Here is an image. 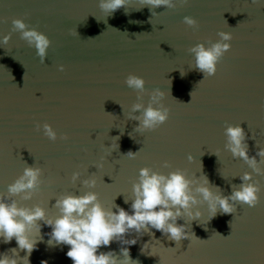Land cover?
I'll return each instance as SVG.
<instances>
[{"label": "water", "instance_id": "obj_1", "mask_svg": "<svg viewBox=\"0 0 264 264\" xmlns=\"http://www.w3.org/2000/svg\"><path fill=\"white\" fill-rule=\"evenodd\" d=\"M99 2L0 0V41L11 32L14 18L24 19L51 41L44 63L18 32H11L7 45L0 44V193L7 192L24 167L34 165L42 169L43 183L32 200L20 204H39L51 219L58 215L52 207L55 198L82 195L89 189L81 181L92 175L97 184L91 191L106 210L115 212L116 205L129 211L131 201L125 204L124 199L132 198V184L145 167L164 175L179 168L189 179L203 174L214 194L212 185L230 195L231 185L241 183L234 177L251 169L224 150L226 126L244 129L250 156L256 145L264 148V0L260 5L251 0H189L175 10L158 8L154 16L147 7L137 10L138 0H127L125 9L108 17ZM185 16L194 18L199 28H187ZM220 31L231 33L230 51L216 74L200 83L203 75L193 69L194 57L187 49L206 40L215 43ZM180 71L187 74L181 77ZM130 73L146 81L147 92L166 94L169 118L155 131L134 132L137 122L127 119L137 102L136 93L123 83ZM142 102L147 106V95ZM44 123L56 131L55 142L42 128L36 130ZM115 137L119 149L111 150L107 146L116 143ZM128 151L138 152L136 158L126 157ZM164 161L171 167H162ZM101 162L102 168L94 167ZM77 171L81 175L73 184L70 177ZM253 177L262 189L254 208L237 204L234 214L218 212L209 220L207 205H197L192 211L202 213L198 221L185 217L177 223H185L189 235L192 231L200 240H183L176 247L155 229L151 236L133 233L126 237L137 238L128 246L131 259L139 264H160V258L165 264H264V177ZM50 232L41 222L43 240L30 264H72L68 246H48ZM32 236L39 239L35 229ZM146 243L155 256L141 252ZM16 247L15 240L0 241V254ZM120 247L114 241L100 251L119 256Z\"/></svg>", "mask_w": 264, "mask_h": 264}, {"label": "clouds", "instance_id": "obj_2", "mask_svg": "<svg viewBox=\"0 0 264 264\" xmlns=\"http://www.w3.org/2000/svg\"><path fill=\"white\" fill-rule=\"evenodd\" d=\"M138 2L140 8L137 10L147 7L151 16H154L157 15L155 10L158 8L175 10L186 6L189 0H138ZM260 2L261 0H251L252 5H260ZM98 7L108 17L121 8L125 9L127 0H100ZM3 22H7V18H4ZM182 23L187 28L194 30L199 28L198 22L189 16H185ZM11 25V32H18L20 39L25 41L28 47L34 48L36 56L41 63H44L48 49L51 47L49 38L35 27L26 24L22 18L12 19ZM11 32L3 37L0 44H8ZM69 35H77V32L70 31ZM217 36L219 39L215 43L206 40L205 43H197L187 49L194 57L193 69L203 75L200 83L216 74L218 63L230 51L229 42L233 39L231 33L220 31ZM205 44L208 46L206 47ZM58 71L63 72L64 66H58ZM186 74L180 71L181 77ZM123 83L136 93L137 102L131 105L127 117L129 121L137 122L134 132H152L166 123L170 110L163 104L165 92L159 89L147 92L146 81L131 73L127 75ZM168 94L171 95L170 91ZM145 95L148 96L147 106L142 102ZM190 96L191 102L193 92ZM121 109L123 110L122 107ZM41 128L49 141L55 142L58 139L56 131L50 124L36 125L37 131ZM224 136L226 138L224 150L229 152L233 159L242 160L251 169V172L234 177L239 178L241 183L231 185L230 195H223L220 188L212 185L217 190L214 194L209 187L211 184L208 178L203 174L199 177L194 175L189 179L186 170L179 168L164 175L145 167L139 170L138 179L132 184V198L124 199L125 204L131 201L129 211L116 205H114L115 212L112 209L106 210L100 203L97 193L91 191L97 184L92 175L81 181L82 186L89 189L88 191L82 195L65 194L55 198V204L52 207L57 210L58 215L55 219L46 218L45 210L39 204L30 208L20 204L22 201L32 200L43 183L42 169L26 164L22 174L7 186V192L0 193V241L9 244L15 240L17 245L16 248L0 254V264H30L32 252L36 250L37 243L43 240L40 235L41 222L44 226L51 228V232L47 234L48 246H68L66 256L72 264H139L138 261L131 259L128 246L135 245L137 238L144 234L151 236V229L161 232L168 240L174 241L176 247L181 246L183 240H189L190 244L193 239L200 240L192 231L191 236L189 235L185 223H177L185 217L191 222L198 221L202 213L198 210L193 212L192 209L195 206L206 204L210 213L209 220H211L218 212L222 215L234 214L237 211V204L254 208L259 203V194L262 189L253 174L264 177V148L256 145L255 155L250 156L247 144L249 137L240 125L226 126ZM59 139L67 140L68 137L60 136ZM115 139L116 143L107 146L111 150L119 149L117 143L119 137ZM137 153L128 151L125 156L135 159ZM214 155L218 154L214 153ZM187 160L192 163L193 157L189 155ZM161 166L169 168L171 164L164 161ZM94 167L102 168L103 163H98ZM80 175L79 171L74 172L70 181L75 184ZM15 197H19V201ZM33 229L39 234V239L33 238ZM133 233L137 238H126ZM114 241L121 245L119 256L115 251H100L102 247H109ZM148 250L146 243L141 252L155 256ZM20 251L25 252L23 257H20ZM8 253H11V256ZM41 264H47V262L42 261ZM160 264H165L161 258Z\"/></svg>", "mask_w": 264, "mask_h": 264}]
</instances>
